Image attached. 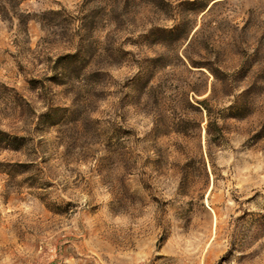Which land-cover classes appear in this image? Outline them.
Here are the masks:
<instances>
[{
	"label": "rangeland",
	"instance_id": "rangeland-1",
	"mask_svg": "<svg viewBox=\"0 0 264 264\" xmlns=\"http://www.w3.org/2000/svg\"><path fill=\"white\" fill-rule=\"evenodd\" d=\"M194 2L0 14V264H264V0Z\"/></svg>",
	"mask_w": 264,
	"mask_h": 264
},
{
	"label": "trees",
	"instance_id": "trees-1",
	"mask_svg": "<svg viewBox=\"0 0 264 264\" xmlns=\"http://www.w3.org/2000/svg\"><path fill=\"white\" fill-rule=\"evenodd\" d=\"M23 0H0V14L2 15V17H9L11 15V17H16L20 20V22H24L23 18H24V15L22 14H19L18 12V9L20 8L21 4H22ZM199 0H195V4H198ZM171 33V32H170ZM186 58L188 59V61L190 62V64L193 66V67H197V68H204V67H209L207 66L206 64L202 63V62H194L192 61L189 56H187L186 54ZM182 61V59H181ZM183 64L184 61H182ZM209 69V68H208ZM199 107H195L199 110V108H204L206 111H207V115H208V118H209V124H208V130H207V136L209 138V141H210V138H211V130L210 128L213 126V123H212V120H213V116H212V112L209 108V106L207 105V101H202V102H199L197 101L196 102ZM194 107V105H192ZM10 146L13 147V145H15L14 147H17V143H18V139L17 137H14L11 142H9Z\"/></svg>",
	"mask_w": 264,
	"mask_h": 264
}]
</instances>
